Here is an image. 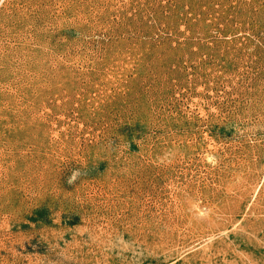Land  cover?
I'll use <instances>...</instances> for the list:
<instances>
[{
  "label": "rangeland",
  "instance_id": "1",
  "mask_svg": "<svg viewBox=\"0 0 264 264\" xmlns=\"http://www.w3.org/2000/svg\"><path fill=\"white\" fill-rule=\"evenodd\" d=\"M0 264H264V0H0Z\"/></svg>",
  "mask_w": 264,
  "mask_h": 264
}]
</instances>
